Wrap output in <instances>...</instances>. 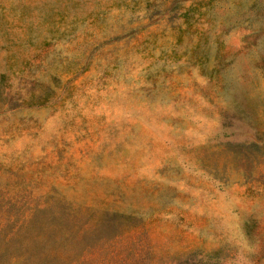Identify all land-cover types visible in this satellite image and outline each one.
Instances as JSON below:
<instances>
[{
	"label": "rangeland",
	"instance_id": "1",
	"mask_svg": "<svg viewBox=\"0 0 264 264\" xmlns=\"http://www.w3.org/2000/svg\"><path fill=\"white\" fill-rule=\"evenodd\" d=\"M4 244L264 264V0H0Z\"/></svg>",
	"mask_w": 264,
	"mask_h": 264
},
{
	"label": "trees",
	"instance_id": "2",
	"mask_svg": "<svg viewBox=\"0 0 264 264\" xmlns=\"http://www.w3.org/2000/svg\"><path fill=\"white\" fill-rule=\"evenodd\" d=\"M251 226L250 220L245 221V227ZM3 245V255L0 256V264H83L80 253L72 255H60L52 252L33 253V254H8L7 246ZM189 259L182 261L187 264Z\"/></svg>",
	"mask_w": 264,
	"mask_h": 264
}]
</instances>
